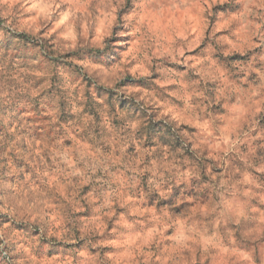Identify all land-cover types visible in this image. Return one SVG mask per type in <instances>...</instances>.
I'll use <instances>...</instances> for the list:
<instances>
[{
    "label": "clouds",
    "instance_id": "9594fccd",
    "mask_svg": "<svg viewBox=\"0 0 264 264\" xmlns=\"http://www.w3.org/2000/svg\"><path fill=\"white\" fill-rule=\"evenodd\" d=\"M0 264H264V0H0Z\"/></svg>",
    "mask_w": 264,
    "mask_h": 264
}]
</instances>
